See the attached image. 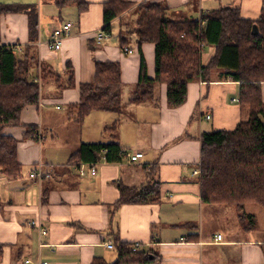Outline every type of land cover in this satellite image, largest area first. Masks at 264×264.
I'll return each instance as SVG.
<instances>
[{
  "label": "crops",
  "instance_id": "0c3cea01",
  "mask_svg": "<svg viewBox=\"0 0 264 264\" xmlns=\"http://www.w3.org/2000/svg\"><path fill=\"white\" fill-rule=\"evenodd\" d=\"M108 1L0 0V5H36L38 62L66 81L69 64L75 84L62 91L58 89L62 82L50 79L51 84L42 88L40 104L23 111L22 125L3 132L18 141V161L23 170L18 178L0 173V245L4 246L0 264H95L96 260L113 263L118 257L119 242L141 243L142 250L151 253L150 264H264V230H260L262 225L264 228V211L255 205L239 211L203 203L200 174H196L200 171L202 134L234 130L247 115L240 103L233 102L240 98L239 84L218 78L210 83L193 82L188 87L186 103L175 109L168 106L167 85L161 84L158 108L131 105L141 68L137 37L132 39L130 31L123 30V22L131 14L113 22V30L115 25L120 26L117 39L112 32L102 44L95 40V35L103 30L104 5ZM126 1L164 3L181 13L178 20H199L207 12L231 6L234 0ZM79 2L88 7L84 9L85 5ZM263 4V0H240L235 6L243 18L258 20ZM67 22L74 27L64 39L62 50L50 51L47 43L53 31ZM122 34L127 36L129 43L125 48L133 50L132 54L124 53L125 48L120 45ZM29 42L28 15L0 11V48L15 45L24 51ZM142 51L148 75L154 79L155 45L145 43ZM210 53L208 61L214 54ZM97 61L120 64L124 87L134 88L123 103L135 113V119L122 120L124 104L120 113L92 112L83 124L56 117L54 112L62 106L79 103L80 86L94 80ZM32 76L37 77V73L33 71ZM261 91L264 101V85ZM197 113L199 118L195 121ZM90 117L94 120L85 125ZM116 121H120L118 131L115 135L108 133L107 128ZM205 121L212 122L210 130ZM32 125L33 135L26 136L27 127ZM48 136L52 137L50 144H46ZM112 142L127 150L124 161L101 162L95 176L87 169V175L81 177L72 160L81 145ZM137 153L143 157L131 161L129 155ZM35 171L41 173L40 179L31 178ZM156 182L160 184L159 202L115 208L121 186L141 187ZM233 219L236 225L232 224ZM33 221L48 234L41 236L31 226ZM224 224L231 235L221 232L219 226ZM218 235L223 236L222 241L216 240ZM108 241L113 242L115 249L106 247Z\"/></svg>",
  "mask_w": 264,
  "mask_h": 264
},
{
  "label": "trees",
  "instance_id": "16d2710c",
  "mask_svg": "<svg viewBox=\"0 0 264 264\" xmlns=\"http://www.w3.org/2000/svg\"><path fill=\"white\" fill-rule=\"evenodd\" d=\"M79 4L85 5L84 9L88 7L83 2ZM136 5L141 6V13L133 34L140 49L141 68L130 104L139 106L150 101L158 104L157 89L161 84L167 85L168 106L175 109L186 103L188 87L193 82L210 83L218 78L238 83L240 105L247 108V119L234 130L202 134L201 198L208 205L233 207L239 211L255 205L264 211V101L261 91L264 85V4L258 20L243 18L238 6H222L205 13L199 20H174L169 17L170 9L164 3L135 4L126 0H109L104 5L103 30L112 35L113 22ZM0 11L27 14L29 17L30 42L21 55L15 45L0 48V173L8 178H18L23 170L18 161V141L3 132L8 127L22 125L23 111L40 104L44 80L61 82V77L38 62L35 45L39 39V13L36 5H0ZM254 25L259 28V36L252 34ZM122 35L120 45L125 48L129 42L127 36ZM145 43L155 45L154 79L148 75L142 51ZM206 46H213L214 54L204 63ZM67 69V81L58 86L62 91L75 85L74 71L69 64ZM33 71L37 73L35 78ZM121 74L118 62L97 61L94 80L80 86L79 103L69 106L71 120L83 124L92 112L120 113L124 88ZM119 126L120 121H116L107 131L115 135ZM34 131L35 126H28L26 136H32ZM127 153L117 142L83 143L72 160L74 164L98 165L105 159L107 163H121ZM120 191L121 197L115 208L160 201V184L157 182L141 187L121 186ZM116 249L118 257L115 262L96 260L94 263L153 262L150 252L134 253L128 244L119 242ZM3 257L4 246L0 245V263Z\"/></svg>",
  "mask_w": 264,
  "mask_h": 264
},
{
  "label": "rangeland",
  "instance_id": "374dc122",
  "mask_svg": "<svg viewBox=\"0 0 264 264\" xmlns=\"http://www.w3.org/2000/svg\"><path fill=\"white\" fill-rule=\"evenodd\" d=\"M238 2H240V0H234L233 2H232V4H231V6H235V5H238ZM127 13H130L131 15L129 16V18H128V20L127 21H124L123 22V30H130L132 33H131V36H133L132 37V39H134L135 37H136V35L135 34H133V32L135 31V29L137 28V25H136V21H137V19L139 18V15H140V13H141V6H139V5H136V6H133V7H131L128 11H127ZM179 15H181V13H179V12H176L175 10H170V12H169V17L170 18H172V19H174V20H178V18L180 17ZM122 29V28H121ZM119 31H120V26L119 25H115L114 26V30H113V33L115 34L114 35V39H117L118 38V36H119ZM118 32V33H117ZM125 33V32H124ZM131 44H133V42H131ZM210 52H214V48H213V46H206L205 48H204V52H203V60H204V62L206 63L207 61H208V59H209V56H210ZM66 76L68 77V74H66ZM62 79V83L61 84H64L65 82H66V78H61ZM50 79H48V81H49ZM46 80H44L43 81V89H44V86H46L47 85V87L51 84V82L52 81H49V82H47ZM129 91H131V93H133V91H134V88L133 87H131V88H127V87H124L123 88V92H124V98L122 97V104H124V107H125V110L126 111H124L123 112V114H122V120L123 121H125L124 119H126V120H128V119H135V113H133V111L129 108V107H127V105L125 104V103H123L124 101H125V99H128V93H129ZM158 93H160V87H158V89H157V94ZM159 98H160V96H159ZM159 104V103H158ZM158 104H156L154 101H150V102H148L147 103V105H150V106H154V107H156V108H158ZM127 108H129V109H127ZM243 108V110L246 112V111H248L247 110V108H245V107H242ZM122 109H123V106H122ZM54 112V111H53ZM70 112H71V110H70V107L69 106H62V109L61 110H59V111H55L54 113H57L58 115L56 116V115H54V113H53V115L52 116H56V117H58V118H63V120L64 121H68L69 122V120H70ZM123 115H125V117L123 116ZM247 115H248V112H247ZM247 115L245 114V115H243V118H242V120H245V119H247ZM94 117H90L88 120H86V123H85V125L87 124H90V122H92L94 119H93ZM198 118H199V114L197 113V115H196V120L195 121H198ZM71 121V120H70ZM71 122H73V121H71ZM211 121H205V127L207 128V129H211ZM76 124V123H75ZM84 125V126H85ZM109 132H111V131H108V133ZM73 136H74V134H72ZM58 141V140H57ZM52 142V137L51 136H48L47 137V140H46V144H50ZM143 145H144V143H142ZM132 149L133 150H135L136 148H134L133 146H132ZM259 208V207H258ZM261 209V208H260ZM257 210H259V209H257ZM262 210V209H261ZM261 210H259L260 212H263V211H261ZM232 224L233 225H236V220L235 219H233L232 220ZM226 224H224V225H222V226H219L221 229H223L221 232L223 233V234H228V235H231L232 233H231V231L229 232V231H227V230H225L226 229V226H225ZM260 230H264V228H263V225H262V229H260ZM133 244H131L130 245V247L132 246Z\"/></svg>",
  "mask_w": 264,
  "mask_h": 264
},
{
  "label": "built area",
  "instance_id": "2783aa9c",
  "mask_svg": "<svg viewBox=\"0 0 264 264\" xmlns=\"http://www.w3.org/2000/svg\"><path fill=\"white\" fill-rule=\"evenodd\" d=\"M73 27H74V24L72 22H67V23L63 24L61 27L55 29L52 33L51 40L47 43V47L49 48V50L54 51V52L61 51L62 46H63V41L66 37L70 36ZM110 37H111V35L109 33L105 32L104 30H100L95 35V40L98 44H102L104 41L109 40ZM17 51L21 54L23 50L18 46ZM124 53L132 54L133 50H131L129 48H125ZM233 102L234 103H240V99H238V98L234 99ZM207 119H211V117L207 116ZM129 157H130L131 161L136 162L143 157V154L142 153H137L135 155L130 154ZM105 160H103L102 162H106ZM97 166H99V165H92V164H85V163H79V164L74 165L75 169L77 170V172L79 173V175L81 177H85L87 175V169H89L91 171V174L95 176L98 173ZM196 174H200V171L196 172ZM31 178L32 179H40L41 173L39 171H35L31 175ZM31 226L38 229L41 236H46L48 234V231L45 228H43L41 226V224H39L36 221L31 222ZM222 239H223L222 235L216 236L217 241H222ZM106 247L110 250L115 249V246H114L112 241H108L106 243ZM131 250L134 253L142 251V244L141 243H134L131 246ZM46 264H50V263H46Z\"/></svg>",
  "mask_w": 264,
  "mask_h": 264
},
{
  "label": "water",
  "instance_id": "95a60500",
  "mask_svg": "<svg viewBox=\"0 0 264 264\" xmlns=\"http://www.w3.org/2000/svg\"><path fill=\"white\" fill-rule=\"evenodd\" d=\"M252 34H253L254 36H259L260 31H259V28H258L257 25H254V26H253Z\"/></svg>",
  "mask_w": 264,
  "mask_h": 264
}]
</instances>
